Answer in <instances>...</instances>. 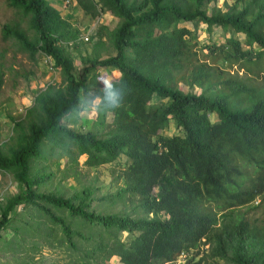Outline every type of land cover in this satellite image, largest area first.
I'll return each instance as SVG.
<instances>
[{"label":"trees","instance_id":"trees-1","mask_svg":"<svg viewBox=\"0 0 264 264\" xmlns=\"http://www.w3.org/2000/svg\"><path fill=\"white\" fill-rule=\"evenodd\" d=\"M66 1L91 18L111 11L120 20L109 33L115 53L102 57L95 49L77 67L68 48L78 47L81 34L60 8L49 0H6L31 34L21 22L7 23L3 39L31 61L47 57L62 83L46 85L24 119L12 118V144L0 146V173H13L20 189L0 205V233L19 207L31 205L61 227L73 250L75 236L93 237L52 208L99 228L93 249L75 264H106L117 256L121 264H174L182 257L184 264H264V225L247 217L255 202L264 204V0H236L224 9L219 0ZM194 21L211 33L242 34L245 42L227 37L206 46L202 58L199 38L187 25ZM107 31L102 26L92 37L96 48ZM235 65L244 76L231 74ZM103 69L119 72L106 81L116 96L103 90ZM5 75L0 62V95ZM82 94L99 100L103 133L78 132L66 123L84 112ZM48 148L75 155L76 162L86 155L90 167L117 162L124 184L106 198L137 202L136 214L145 215L92 210L91 187L78 204L38 192L44 176L33 177L32 161Z\"/></svg>","mask_w":264,"mask_h":264},{"label":"rangeland","instance_id":"rangeland-1","mask_svg":"<svg viewBox=\"0 0 264 264\" xmlns=\"http://www.w3.org/2000/svg\"><path fill=\"white\" fill-rule=\"evenodd\" d=\"M55 7L63 11L64 17L69 20L75 29L80 31V40L77 48L69 47L68 53L72 56L77 67L81 64V56L93 55L94 50L102 56L115 53L109 33L116 29L120 20L111 13L105 12L97 18L86 15L78 5L68 4L66 0H49ZM236 0H219L217 4L222 9L225 4L232 5ZM68 4V5H67ZM21 22L23 28L28 30L27 20L22 21L20 14L13 7H10L6 0H0V62H3L6 70L5 84L0 95V146L8 149L15 136L12 118L21 120L26 117V109L31 106L35 96L48 84H61L62 77L60 71L54 68L47 57L40 55L37 62L31 61L28 55L15 45L14 41L4 40L2 27L5 24ZM195 31L199 38L201 56L206 58V46L222 43L227 37H234L245 42V36L233 32H226L220 28H215L209 32L206 26L199 21L187 24ZM106 26L104 44L96 46L98 30ZM238 65L231 68V74H236ZM111 77L119 76L117 70L111 69L101 71L103 81L106 83ZM239 75L244 76V70H239ZM184 86V85H183ZM85 101L84 112H75L65 121L68 126L78 132L94 131L103 133L104 128L97 121L99 100L89 102V99L82 94ZM166 134L170 130H165ZM74 157L67 152L59 150L45 151L42 158L32 161L33 177L44 176V181L40 186H36L41 193H59L66 198L73 199L78 204L85 196L84 189L91 187L94 190L95 201L91 209L103 214L128 213L133 216H144V212L138 210L136 214L135 203L127 204L125 200H113L106 197L116 194L123 186L124 182L120 178L122 167L117 162L100 167H90L87 156ZM20 191L14 174L10 172L0 173V205L6 199L18 194ZM106 198V199H105ZM258 208L247 214L248 218L258 220L260 226L264 225V204L259 201L254 203ZM48 206V204H46ZM52 208V207H50ZM56 215L63 216L71 227L80 230L93 240L84 241L79 237H74L78 250H73L68 242H64L61 227L50 221L43 212L31 205H23L18 208L16 216L6 232L0 233V264H75L80 260L87 250H92L94 241L98 240L99 228L90 226L80 219H72L66 211H59L52 208ZM247 208H241L244 212ZM123 237H125L123 235ZM121 256L113 257L106 264H121ZM209 264H233L232 262L218 259H207ZM183 257L174 264H184Z\"/></svg>","mask_w":264,"mask_h":264},{"label":"clouds","instance_id":"clouds-1","mask_svg":"<svg viewBox=\"0 0 264 264\" xmlns=\"http://www.w3.org/2000/svg\"><path fill=\"white\" fill-rule=\"evenodd\" d=\"M102 84H103V90L105 91H111L112 92V95L113 96H116L117 93L116 91L113 89V85L111 82H108V83H103V81H101ZM119 106V103H117L116 105H109V108H113V107H118Z\"/></svg>","mask_w":264,"mask_h":264},{"label":"crops","instance_id":"crops-1","mask_svg":"<svg viewBox=\"0 0 264 264\" xmlns=\"http://www.w3.org/2000/svg\"><path fill=\"white\" fill-rule=\"evenodd\" d=\"M107 12H109V11H107Z\"/></svg>","mask_w":264,"mask_h":264}]
</instances>
